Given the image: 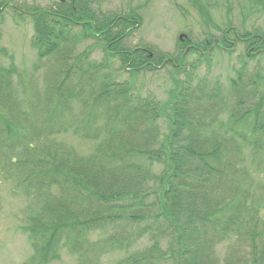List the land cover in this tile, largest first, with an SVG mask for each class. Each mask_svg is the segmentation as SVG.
I'll use <instances>...</instances> for the list:
<instances>
[{
    "label": "trees",
    "instance_id": "trees-1",
    "mask_svg": "<svg viewBox=\"0 0 264 264\" xmlns=\"http://www.w3.org/2000/svg\"><path fill=\"white\" fill-rule=\"evenodd\" d=\"M90 2L28 10L38 59L67 41L93 38L126 69L168 64L174 74H188L171 78L161 105L127 81L98 80L99 65L90 62L46 75L43 93L19 75L12 55L8 65L0 63V176L31 199L24 225L35 251L30 264L59 258L60 245L79 264H102L112 252L125 253L114 264H219L216 246L223 242V264H264V182L255 175L264 173V75L247 74L244 60L225 90L219 82L195 81L193 71H182L184 54L168 61L123 46L138 16L101 18ZM7 4L0 2V17ZM248 4L264 9V0ZM73 26L81 34L68 40ZM232 27L216 43L191 47L199 55L190 68L209 61L216 46L232 50L241 42L264 51L261 32L234 30L231 39ZM0 56L8 51L0 48ZM162 118L169 122L165 134L157 125ZM66 132L97 140L93 151L80 155L56 141ZM143 238L149 244L132 251Z\"/></svg>",
    "mask_w": 264,
    "mask_h": 264
},
{
    "label": "rangeland",
    "instance_id": "rangeland-1",
    "mask_svg": "<svg viewBox=\"0 0 264 264\" xmlns=\"http://www.w3.org/2000/svg\"><path fill=\"white\" fill-rule=\"evenodd\" d=\"M57 1L60 0H0V2H8L7 6L3 7L4 14L0 17V48L8 51V57L0 56V63L8 65L9 56L12 55L19 75L27 81L30 80L37 93L44 92L46 75L53 74V71H66L67 68L78 71L77 65L83 69L87 66V62H90L88 64L92 66L99 65L96 70L100 71V74H97L98 80L104 75L106 80L113 79L120 83L127 81L136 94L162 105L167 99V90L174 86L171 78L174 75L176 78H185L188 74L181 72L176 75L173 66L168 64L152 71L126 69L122 66L119 57L105 55V44L93 38H86L75 44L67 41L61 44L60 50L54 55L38 59L36 51L31 46L35 31L32 15L29 14L31 11L28 10L36 7L49 9L55 7ZM90 1L101 18L110 15L138 16L140 22L123 39V46L127 49L137 47L148 50L158 56L165 54L169 58L184 54L183 61L187 69L182 71H193L195 81L204 79L211 85L219 82L225 90L230 79L236 77L241 61L244 60L247 74L259 71L264 75V51L254 53L253 49H247L246 44L241 42H237L232 50L214 47L209 55V61L207 59L205 62L203 59L194 68H190V63L199 55L197 50L191 51V47L197 48V45L211 38L219 39L229 25H233L230 31L231 39L234 38V30L261 32L259 34L264 37V9L250 6L249 0ZM10 4L19 6L27 13L15 12L10 8ZM74 34H81V27H71L66 35L67 39L71 40L74 37L71 35ZM180 34L186 35L187 40L184 41L185 38L179 40ZM188 41L190 42L188 45L191 44L190 50L184 53L185 42ZM16 79L17 75L14 77L15 81ZM157 125L161 134L168 132V119H158ZM55 139L73 147L80 155L90 154L97 143V140L83 139L71 132L56 135ZM255 175L256 179L264 182V173ZM30 202L31 199L21 193L14 182L5 181L0 176V264H30L34 256L35 251L29 234L24 230L26 207ZM95 237L94 234L92 238ZM148 244L147 238H143L132 248V251L141 250ZM58 249L59 258L37 264H79V256L70 252L68 247L60 245ZM226 249L227 242L216 246L219 264H223ZM122 257H125L123 252L107 253L102 257V264H114ZM31 264H34L33 261Z\"/></svg>",
    "mask_w": 264,
    "mask_h": 264
},
{
    "label": "water",
    "instance_id": "water-1",
    "mask_svg": "<svg viewBox=\"0 0 264 264\" xmlns=\"http://www.w3.org/2000/svg\"><path fill=\"white\" fill-rule=\"evenodd\" d=\"M183 38H184V35H183V34H180V35H179V39H180V40H183ZM186 50H188V49H186Z\"/></svg>",
    "mask_w": 264,
    "mask_h": 264
},
{
    "label": "flooded vegetation",
    "instance_id": "flooded-vegetation-1",
    "mask_svg": "<svg viewBox=\"0 0 264 264\" xmlns=\"http://www.w3.org/2000/svg\"><path fill=\"white\" fill-rule=\"evenodd\" d=\"M200 53H202V52H200Z\"/></svg>",
    "mask_w": 264,
    "mask_h": 264
}]
</instances>
